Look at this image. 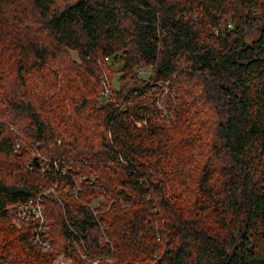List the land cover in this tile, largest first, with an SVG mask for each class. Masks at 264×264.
Masks as SVG:
<instances>
[{"label": "trees", "instance_id": "trees-1", "mask_svg": "<svg viewBox=\"0 0 264 264\" xmlns=\"http://www.w3.org/2000/svg\"><path fill=\"white\" fill-rule=\"evenodd\" d=\"M105 255L264 264V0H0V264Z\"/></svg>", "mask_w": 264, "mask_h": 264}, {"label": "rangeland", "instance_id": "rangeland-1", "mask_svg": "<svg viewBox=\"0 0 264 264\" xmlns=\"http://www.w3.org/2000/svg\"><path fill=\"white\" fill-rule=\"evenodd\" d=\"M257 33H259V31H257L256 29L251 31V33L248 35V39L251 40V39L255 38L257 36ZM70 56L73 59L79 61V57H78L76 51H70ZM113 61H114L113 59H109L108 60V62H109L108 65L109 64H113V65H111L112 67H110V68L112 69V72L114 73V74L112 73L113 77H111L109 75L108 76L111 77L110 80L112 81L113 86L114 87H119L121 81H118V77L120 75L119 71H121V67L119 68V64L112 63ZM118 69H119V71H117ZM136 69H137V71L140 72V75H142V76L149 75V70L148 69H141L139 67H137ZM161 85H162V90L160 92V95H161V98H163L164 97L163 95H165L167 93V91H168V85L169 84H166V83L164 84L163 83ZM107 87L109 89L108 84H107ZM109 94L110 93H108L107 95H104V96L107 97V96H109ZM101 99L103 100L104 98L101 97ZM160 106L161 105H159V107ZM66 171L67 170H64V172H66ZM88 179H90V180H88ZM94 180H95V178L93 176H88L86 174H82V175L79 176V179H77V182H79L78 185H81V183H84V184L86 183L85 185L88 186V185H90L92 183L91 181H94ZM75 192H76V190H74V193ZM103 201H106V198L104 196H98L97 195L96 197L93 196V198L91 199V204L96 206V205L102 203ZM106 228H107V226H106ZM87 260H88L87 261L88 264H113V263L115 264V262H114L115 259H114V256H112V255H107V256L105 255V257L103 259H90V260L87 259ZM102 260H104V262ZM53 264H75V261L72 258L59 256L54 261Z\"/></svg>", "mask_w": 264, "mask_h": 264}, {"label": "built area", "instance_id": "built-area-1", "mask_svg": "<svg viewBox=\"0 0 264 264\" xmlns=\"http://www.w3.org/2000/svg\"><path fill=\"white\" fill-rule=\"evenodd\" d=\"M109 93V89L107 84L104 86V90L102 91L103 95H107ZM18 146V145H17ZM44 205L40 201V199H33L23 203H19L14 207V216L16 220L19 222L30 221L34 219L36 221V225L33 229V241L39 247L48 250L51 247V243L49 238L45 236L46 229L44 226V214H43Z\"/></svg>", "mask_w": 264, "mask_h": 264}]
</instances>
